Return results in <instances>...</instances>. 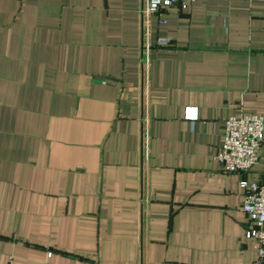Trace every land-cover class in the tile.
<instances>
[{"label": "crops", "instance_id": "obj_1", "mask_svg": "<svg viewBox=\"0 0 264 264\" xmlns=\"http://www.w3.org/2000/svg\"><path fill=\"white\" fill-rule=\"evenodd\" d=\"M144 2L0 0V264L257 258L264 144L245 173L217 152L264 115V0Z\"/></svg>", "mask_w": 264, "mask_h": 264}, {"label": "built area", "instance_id": "obj_2", "mask_svg": "<svg viewBox=\"0 0 264 264\" xmlns=\"http://www.w3.org/2000/svg\"><path fill=\"white\" fill-rule=\"evenodd\" d=\"M195 0H145L141 9L156 12L165 7L187 8ZM190 116L196 115V110H187ZM264 144V115L246 113L227 118L224 141L221 142L217 159L227 172H248L259 163ZM244 189L242 208L248 216L250 226L246 237L256 241L258 256L252 264H264V178L257 181L242 179ZM51 255V251L47 252Z\"/></svg>", "mask_w": 264, "mask_h": 264}]
</instances>
